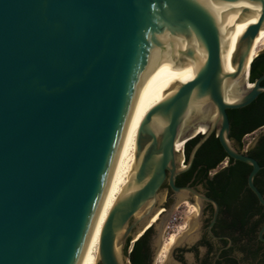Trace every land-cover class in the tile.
Returning <instances> with one entry per match:
<instances>
[{
	"label": "water",
	"instance_id": "obj_1",
	"mask_svg": "<svg viewBox=\"0 0 264 264\" xmlns=\"http://www.w3.org/2000/svg\"><path fill=\"white\" fill-rule=\"evenodd\" d=\"M233 6L240 19L259 13L227 72L219 28ZM263 26L264 0H0V264H77L147 63L174 74L193 60L197 70L140 121L134 170L101 225L97 264H129L125 245L154 213L165 180L173 197L156 235L178 201L196 202L198 216L203 200L215 207L197 188L175 184L214 130L226 154L251 165L247 184L264 206L253 184L260 166L232 146L226 114L264 92V72L246 82L243 71ZM203 105L210 109L198 119ZM205 120L181 167L175 140L185 145Z\"/></svg>",
	"mask_w": 264,
	"mask_h": 264
},
{
	"label": "flooded vegetation",
	"instance_id": "obj_2",
	"mask_svg": "<svg viewBox=\"0 0 264 264\" xmlns=\"http://www.w3.org/2000/svg\"><path fill=\"white\" fill-rule=\"evenodd\" d=\"M247 67L244 70L246 82L256 80L264 72V54L255 57ZM260 84L264 85V78ZM226 114L232 146L254 158L260 166L253 177V184L264 198V92L245 106L227 109ZM207 123L205 120L190 130L191 139L181 148L180 166H186L189 152L205 133ZM212 137L217 138L215 130L196 149L188 168L176 175L175 184L197 188L212 198L216 205L214 207L205 200L201 202L195 234V244L198 245H184L174 257L180 264H187L185 252L188 251L190 264H264V229L261 231L264 206L247 184L251 165L230 157L219 141L218 145H212ZM256 149L259 151L253 153L252 150ZM212 162L213 166L209 167ZM161 188L166 191L161 205L168 207L173 197L172 190L166 180ZM154 211L159 217L164 209L156 206ZM145 264H150V247Z\"/></svg>",
	"mask_w": 264,
	"mask_h": 264
},
{
	"label": "bare ground",
	"instance_id": "obj_3",
	"mask_svg": "<svg viewBox=\"0 0 264 264\" xmlns=\"http://www.w3.org/2000/svg\"><path fill=\"white\" fill-rule=\"evenodd\" d=\"M242 13V10L238 9L236 6H233L223 24L219 28L222 65L224 70L227 72L234 70L233 65L230 64V57L235 49L237 41L245 31L247 25L253 23L256 20L259 10L255 12H250L248 10L245 13V18L240 19ZM258 44H264V26L260 28L254 37L244 70L250 61L257 55L258 50H256V46ZM196 70L197 65L193 60H189L186 65H184L174 74L169 73L160 64L147 63L145 65L138 96L121 136L104 192L102 194L89 234L77 264H97L98 262V237L101 225L108 213V210L114 203L117 195H119V193L122 191L134 170L135 135L140 121L149 109H151L154 105L163 100L168 94L174 91L179 83H183L191 79L195 75ZM235 93V86L230 84L224 89V98L227 101H231L233 100ZM209 109L210 108L208 105L200 106L195 110V115L198 119H204ZM152 127L154 128L155 132H159L161 129L160 121L155 119L152 123ZM176 140L174 142V149L177 152V160L182 165L180 151L183 145V139L177 138ZM182 203L184 205H188V211L192 215H195V213L198 212L197 203L194 202L193 204H187L185 200H183L181 204ZM157 211H161V209H157ZM137 215L138 213L135 214V216ZM158 219V212L152 214L144 223L142 228L136 232L133 240L137 239L144 230L155 225ZM194 222L195 218L187 216L177 230L184 231L186 228L192 226ZM176 232L170 233L163 240V243L161 244L162 247L160 246L161 250L159 257H164L170 246L177 241H189L191 239L187 237L184 238V235L178 236Z\"/></svg>",
	"mask_w": 264,
	"mask_h": 264
},
{
	"label": "rangeland",
	"instance_id": "obj_4",
	"mask_svg": "<svg viewBox=\"0 0 264 264\" xmlns=\"http://www.w3.org/2000/svg\"><path fill=\"white\" fill-rule=\"evenodd\" d=\"M256 50H258L257 53L261 52L264 50V44H258L256 46ZM181 153V151H180ZM182 159V156H181ZM165 188H161L160 191L158 192V200H157V206L161 207V208H165L161 205V203L164 201L165 199ZM187 202V204H193L194 202H189L187 200H185ZM182 201H178L174 208L172 209V211L169 213L168 217L165 220V223L162 227V229L160 230L159 234L156 235V224L150 227V231L148 234V244L150 247V264H180L177 259L174 257V255L176 254V252L178 251V249L182 246H184V244H182L180 241H177L176 243L172 244L169 248V250H167L166 254L164 257H159V253H160V248L162 247V243L163 240L170 234V233H175L178 236H182L184 235V237L187 238H192V241L190 242V244H188L187 246L191 247L196 243V229L198 227V222H194L192 226L186 228V230L184 231H179L177 230L178 227L184 222L185 217L190 216L193 218L199 217L198 215H192L189 211H188V205H184L183 203L181 204ZM187 210V211H186ZM136 235V233H135ZM133 236H130L129 239L130 241H128L129 245L131 246L133 240ZM155 241H158V245L156 247L153 248V245L155 243ZM184 242V241H183ZM198 245V244H195ZM161 246V247H160ZM169 251V252H168ZM168 255L171 257L168 260ZM185 256H186V263L190 264V257H189V252L186 251L185 252Z\"/></svg>",
	"mask_w": 264,
	"mask_h": 264
},
{
	"label": "trees",
	"instance_id": "obj_5",
	"mask_svg": "<svg viewBox=\"0 0 264 264\" xmlns=\"http://www.w3.org/2000/svg\"><path fill=\"white\" fill-rule=\"evenodd\" d=\"M264 51H261L259 54L257 53V56L263 55ZM241 131L239 135L242 133ZM212 145H218V140L216 137L211 138ZM259 150H252L253 153L258 152ZM214 162H212L210 166H213ZM149 229H146L142 232V234L132 242L130 246V251L127 253V247L129 246V243L127 241L125 245V253L129 259V264H145V260L148 257V250H149V244H148V234Z\"/></svg>",
	"mask_w": 264,
	"mask_h": 264
}]
</instances>
